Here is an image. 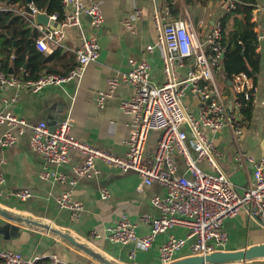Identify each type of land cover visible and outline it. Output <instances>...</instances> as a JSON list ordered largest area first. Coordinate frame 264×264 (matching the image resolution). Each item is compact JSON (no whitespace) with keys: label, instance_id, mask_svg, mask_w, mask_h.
<instances>
[{"label":"crops","instance_id":"1","mask_svg":"<svg viewBox=\"0 0 264 264\" xmlns=\"http://www.w3.org/2000/svg\"><path fill=\"white\" fill-rule=\"evenodd\" d=\"M225 1L85 0L86 5L94 2L99 4L104 21L96 26L91 23L90 16L83 15L80 26L65 27L62 46L50 45L48 51H42L36 45L38 24L22 13L29 10L28 0L14 2L13 5L1 1L15 8L10 10L14 15L5 22L0 21V62L4 71L9 74L30 76L29 60L24 59L20 63V58L33 43L48 59L46 68L61 75H66L76 63L72 50L80 46L83 36L91 35L98 39L101 55L98 61L91 62L86 67L81 77L60 85L45 86L38 92L1 88L0 109L24 117L30 124L46 121L50 128L57 127L70 115L73 121L71 133L75 137L124 155L127 151L125 139L129 135L131 115L120 109V103L135 92V86L122 79L132 69L130 59L148 58L152 66V82L162 84L165 81V47L159 42L154 19L157 8L162 11L168 6L175 16H190L203 40L208 29L222 17ZM250 6L251 21L260 37V71L256 83L253 79L257 98L245 114L240 110V123L244 126L242 135L238 136L230 126L217 133H210L221 153L218 157L219 164L239 192L249 186L253 178V165H240L235 154L241 151L257 160L264 158V0H255ZM74 10V4H64V16ZM15 15L21 16L25 22L11 23ZM243 15L245 13H240L239 17L243 18ZM127 21L131 22L132 27L126 25ZM149 45L153 46L151 51L147 50ZM185 74L184 70H180L181 76ZM215 75L218 83L227 82L228 86L231 85L223 69H217ZM111 77L121 79L120 83L113 95L107 98L105 105L100 106L96 97L100 91L110 88L108 79ZM224 90L228 89L224 87ZM187 104L193 110H198L197 102L192 99L191 94L187 97ZM8 130L7 124L0 125V137ZM13 132L16 133L17 130L13 129ZM31 134L32 130L29 128L17 135L14 144L6 147L0 145V176L3 177V181L0 180V207L30 220L15 221L0 216V250L17 249L26 259L51 258L56 255L62 264H105L52 231L57 229L116 264H162L159 252L161 243L170 234L180 237L189 235L188 227L176 225L167 233L157 235L148 250L137 248L134 242L125 245L112 242L104 236L105 228L116 223L123 214L137 223L139 234L151 230V223L141 221V216L148 214L157 217L160 214L159 209L152 204V198L156 194H164L166 187L158 183L144 185L137 172L120 171L101 161H96L101 170L99 176L77 177L73 166L82 163L85 156L76 149L70 150L69 159L64 165L57 168L48 164L51 169L57 168L65 173L69 179L76 178V184L44 179L41 173L46 162L32 149ZM178 163L179 170L183 172L184 161L181 159ZM200 166L206 171H212L204 160L200 162ZM24 188L31 191L29 198L21 199L14 194L16 190ZM105 189L109 191V197L103 199L102 192ZM66 190L71 191L72 196L85 206L83 214L77 220L71 218L69 210L58 205V197ZM224 229L228 233V241L219 251H238L264 243V222L252 215L247 208L226 219ZM94 230H99L102 236L95 237ZM133 250L135 255L131 257ZM187 256H191V253L185 247L176 253L175 260ZM209 264H264V258Z\"/></svg>","mask_w":264,"mask_h":264},{"label":"built area","instance_id":"2","mask_svg":"<svg viewBox=\"0 0 264 264\" xmlns=\"http://www.w3.org/2000/svg\"><path fill=\"white\" fill-rule=\"evenodd\" d=\"M235 2L225 1L222 17L208 29L203 40L190 16H175L168 6L162 11L157 8L154 19L159 42L165 47V81L162 84L152 82V66L148 58L130 59L132 69L122 79L131 82L135 92L120 103V109L131 115L124 155L75 137L71 133L73 121L70 115L51 129L46 121L30 124L24 117L1 109L0 125L7 124L9 130L0 137V145L14 144L17 135L30 128L31 147L46 162L41 173L44 179L76 184V178L69 179L57 169L68 161L70 150L76 149L85 156L82 163L73 166L77 177L99 176L101 170L96 161H101L120 171L137 172L144 185L158 183L165 186L164 194H156L152 198V204L160 214L157 217L141 216V221L151 223V230L139 234L137 223L123 214L116 223L105 228L104 236L114 243L125 245L134 242L137 248L148 250L157 235L181 225L189 228V235L180 237L170 234L161 243L162 264L173 262L176 253L185 247L191 255H206L223 248L228 241L225 220L236 216L243 208L249 209L252 215L264 222V158L257 160L241 151L235 154L240 165H253L249 186L239 192L222 170L218 159L221 153L210 135L226 126L232 127L238 136L242 135L244 126L240 123V110L244 105L254 104L257 98L253 78L247 73L234 75L228 90L221 89L215 75L217 69H222V58L227 50L223 42L222 18ZM63 3L65 6L74 4L75 10L65 14L61 21L56 15H50V19L60 23L59 27L36 23L39 29L36 45L42 51H48L53 44L62 46L65 27L80 26L83 15L90 16L91 23L96 26L104 21L98 3L86 5L85 0H63ZM14 9L0 1V14ZM37 11L42 12L31 3L29 10L22 13L33 19ZM126 25L132 27L130 21ZM152 49V45L147 46L148 51ZM72 51L76 63L66 75L52 72L27 78L7 73L0 64V89L11 87L38 92L45 86L60 85L81 77L86 67L100 58L101 45L96 37L85 35L80 46ZM180 70L186 74L181 76ZM120 80L116 77L108 79L110 88L100 91L96 97L100 106H104L107 98L113 95ZM189 94L197 102V111L187 104ZM181 159L185 164L183 172L179 170ZM203 160L212 171L200 166ZM48 164L57 168L51 169ZM0 180L3 181V177L0 176ZM14 194L27 199L31 191L24 188ZM108 197L109 191L103 190L102 198ZM57 202L62 209L69 210L73 220L79 219L85 210L83 202L75 199L69 190L64 191ZM93 234L95 237L102 236L99 230H94ZM134 255L135 250L130 256ZM40 259H26L21 251L13 248L0 250V264H36ZM50 259V264H60L56 255Z\"/></svg>","mask_w":264,"mask_h":264},{"label":"trees","instance_id":"3","mask_svg":"<svg viewBox=\"0 0 264 264\" xmlns=\"http://www.w3.org/2000/svg\"><path fill=\"white\" fill-rule=\"evenodd\" d=\"M1 1L5 4L13 5L14 2L19 3L26 0ZM32 2L37 9L47 12L49 15H56L58 21L64 18L63 0H32ZM254 2L255 0H236L234 3L235 7L222 18L223 42L227 45V50L221 63L222 69L229 81H232L234 75L240 72L247 73L255 81L260 71L261 56L258 51L259 36L251 21L252 8L250 4ZM240 13H245L243 18L239 17ZM12 15L14 14L10 10L3 11L0 14V21L5 22ZM14 22L21 23L25 21L21 16L15 15V17L11 19V23ZM24 59L29 60L30 76L27 78H37L43 73H52L54 71L53 69L46 68L45 64L48 59L38 51L35 43H33V45L30 44L24 54L21 55L20 63L23 62ZM225 87H229L227 82H225ZM249 107H251L250 104L244 105L242 113L245 114ZM50 262V257H44L38 260L36 264H50Z\"/></svg>","mask_w":264,"mask_h":264},{"label":"water","instance_id":"4","mask_svg":"<svg viewBox=\"0 0 264 264\" xmlns=\"http://www.w3.org/2000/svg\"><path fill=\"white\" fill-rule=\"evenodd\" d=\"M28 3L31 4L32 0H28ZM33 20L37 24H41L43 26H52V27H59L60 23L57 21L52 20L50 22V15L47 12H40L37 11L34 13ZM224 56V55H223ZM27 64V63H26ZM27 67V66H25ZM13 74V73H10ZM52 129L55 128L51 127ZM0 216L5 217L8 220H15V221H30L18 215H13L9 211L0 207ZM43 225L41 223H38ZM46 228H49L48 225H44ZM52 231L60 234L62 237L70 240L74 244L78 245L79 247L85 249L89 254L101 259L105 264H116L113 261L101 256L100 254L96 253L93 249H90L84 244L79 243L74 239L71 235L67 233H62L57 229H52ZM256 258H264V243L252 245L246 249L238 250V251H214L212 253L206 255H191L181 259L174 260L173 262L167 264H205V263H218V262H228V261H245V260H252Z\"/></svg>","mask_w":264,"mask_h":264},{"label":"rangeland","instance_id":"5","mask_svg":"<svg viewBox=\"0 0 264 264\" xmlns=\"http://www.w3.org/2000/svg\"><path fill=\"white\" fill-rule=\"evenodd\" d=\"M219 85H220L221 89L224 90L225 84L221 82V83H219Z\"/></svg>","mask_w":264,"mask_h":264}]
</instances>
